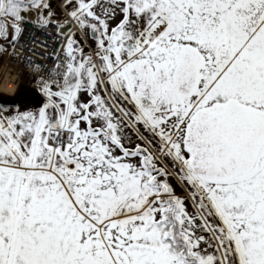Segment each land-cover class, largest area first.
I'll use <instances>...</instances> for the list:
<instances>
[{
	"label": "snow or ice",
	"instance_id": "1",
	"mask_svg": "<svg viewBox=\"0 0 264 264\" xmlns=\"http://www.w3.org/2000/svg\"><path fill=\"white\" fill-rule=\"evenodd\" d=\"M35 29L0 264H264V0H0V52Z\"/></svg>",
	"mask_w": 264,
	"mask_h": 264
},
{
	"label": "bare ground",
	"instance_id": "2",
	"mask_svg": "<svg viewBox=\"0 0 264 264\" xmlns=\"http://www.w3.org/2000/svg\"><path fill=\"white\" fill-rule=\"evenodd\" d=\"M29 40H31V37H29ZM27 41L28 40L25 39L24 43H22V47L20 46L19 48L23 49L28 43ZM1 55L2 61L5 58L18 59L21 67H31L29 61L24 60V58L20 54H16V56H10L9 51H4L0 53V56ZM39 76V70L32 69V71L30 72L26 71L24 74L23 82L19 84L18 88L15 81H3L6 92L0 93V103H7L13 106H18L20 110L27 107H32L31 105L32 102H34V96L38 95L35 80Z\"/></svg>",
	"mask_w": 264,
	"mask_h": 264
},
{
	"label": "built area",
	"instance_id": "3",
	"mask_svg": "<svg viewBox=\"0 0 264 264\" xmlns=\"http://www.w3.org/2000/svg\"><path fill=\"white\" fill-rule=\"evenodd\" d=\"M27 27L32 28L33 26L31 24H29V25H27ZM29 37H31V40H29ZM25 39L28 40L27 41L28 43L26 44V46L23 49L19 48L22 45V43H24ZM33 39L36 40V44L34 46V51L29 52L28 49L33 48V45H32ZM40 41L52 42V36L44 34L39 29H35L33 34L25 33L24 36L21 37L20 45H18L16 48V51H18L16 53L20 54L24 58V60H27V59H25V57L31 56L32 61H29L31 68L35 69V70H39L40 76H44L45 78H47L51 73L53 61L51 60V58L45 60V58L41 55V53L44 50H49V51L54 53L60 45L58 42H52L51 48L48 49L47 45L42 44ZM33 63L39 64L40 65L39 69L33 67L32 66ZM37 93H39V92H37Z\"/></svg>",
	"mask_w": 264,
	"mask_h": 264
},
{
	"label": "clouds",
	"instance_id": "4",
	"mask_svg": "<svg viewBox=\"0 0 264 264\" xmlns=\"http://www.w3.org/2000/svg\"><path fill=\"white\" fill-rule=\"evenodd\" d=\"M26 71L30 72L32 68L21 67L18 59L5 58L3 61H0V93L6 92L3 81H15L18 88L19 84L23 82Z\"/></svg>",
	"mask_w": 264,
	"mask_h": 264
},
{
	"label": "rangeland",
	"instance_id": "5",
	"mask_svg": "<svg viewBox=\"0 0 264 264\" xmlns=\"http://www.w3.org/2000/svg\"><path fill=\"white\" fill-rule=\"evenodd\" d=\"M0 61H2V55L0 56ZM33 100H34V102H32V104H35V103H37V101L42 100V99L35 95Z\"/></svg>",
	"mask_w": 264,
	"mask_h": 264
},
{
	"label": "flooded vegetation",
	"instance_id": "6",
	"mask_svg": "<svg viewBox=\"0 0 264 264\" xmlns=\"http://www.w3.org/2000/svg\"><path fill=\"white\" fill-rule=\"evenodd\" d=\"M38 102V101H37ZM37 105V103H35V104H32L31 106H36ZM24 109H26V108H24ZM21 110H23V109H21ZM173 184H174V186H175V184H176V181H175V179L173 180ZM177 191L178 192H180V189H179V187H177Z\"/></svg>",
	"mask_w": 264,
	"mask_h": 264
},
{
	"label": "trees",
	"instance_id": "7",
	"mask_svg": "<svg viewBox=\"0 0 264 264\" xmlns=\"http://www.w3.org/2000/svg\"><path fill=\"white\" fill-rule=\"evenodd\" d=\"M1 53V52H0Z\"/></svg>",
	"mask_w": 264,
	"mask_h": 264
}]
</instances>
